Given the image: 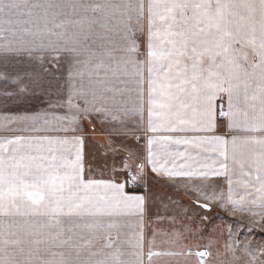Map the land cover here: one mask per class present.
<instances>
[{"label": "crops", "instance_id": "obj_1", "mask_svg": "<svg viewBox=\"0 0 264 264\" xmlns=\"http://www.w3.org/2000/svg\"><path fill=\"white\" fill-rule=\"evenodd\" d=\"M209 2L214 7L216 0ZM220 2L232 4L230 0H220ZM52 3L57 6L56 11L58 17L63 20V30H65L69 25L71 2L52 0ZM140 3L145 6L142 16L136 11L127 10L129 12L126 18L119 19L117 15L114 21L112 19V33L108 41L110 48H116L118 50L116 56L129 63L120 64L119 79L111 78L114 87L119 91L115 93L116 102L113 103L110 99L109 105H105L108 109L107 113L95 112L97 115L95 123L84 117L83 123L78 127L72 123L69 114L22 115L20 117H28V119L21 120L18 117L16 123L7 126V131L0 130V142L16 137L46 138L43 140L41 154L56 157L54 162L51 159L48 161L54 164V176L71 173L73 171L71 165L76 161L79 153L81 175L85 183L101 182L94 184L87 191L89 207L93 213H96L95 215L62 214L57 217L61 221L63 238L68 241L67 243L59 242L56 234L60 228L55 226L53 215L32 214V208L41 206L32 205L27 197L23 200L24 205L29 209L27 215L0 216V231L17 233L21 239L31 242L30 250L39 249V244L45 243L48 251L69 252L72 239L68 240V237L75 235L78 238L74 241L79 245L83 244L80 249L86 250L85 245L89 246L98 253L95 255L97 260L104 253L123 249L120 252L125 254L127 264H131L135 256L140 258V262L134 260V264H162V258L153 253L163 243L172 246L167 247L169 250L176 249L175 251L180 252L184 248L190 250L193 247V243L190 244L192 247H182L180 244L177 249L178 244L175 239L170 243L165 240L164 235L199 233L198 228L176 226L174 220L197 219L199 211L206 215L213 214L215 209L212 206L220 203L224 205L220 207L221 210H227L225 212L235 207L242 217L264 219V197L257 191L260 184L255 179V168L245 163V171L242 172L240 165L234 163L232 159L233 154L245 161L249 158L255 159L260 152V145L253 141L264 139V132L251 130L254 124L258 123L252 117L253 114H259L262 95L259 91L262 69L253 67L259 64V57L250 46H245L244 51L247 52L248 59L244 61L241 58L240 62L248 76L241 74L239 99L234 96L230 105L226 92L216 96L213 101L211 128L207 127L206 121L201 122L202 118L192 111L187 112V122L181 124L175 120L167 107H161L167 103V95L162 92V86L167 83L164 72L158 71L154 66L151 76L149 75L150 58L147 55L149 1H130L127 4ZM241 3L258 5L259 0H245L234 5ZM53 9L55 10V7ZM233 11L242 12L240 9ZM185 15L193 17L194 11L189 9ZM249 15L243 12V20L239 15L235 20L231 16L228 19L233 20V26L239 24L241 30L245 32H251L250 24L254 26L256 28L254 35L258 44L260 14L258 10L252 13V21L248 20ZM177 21V26L173 27L172 31H179L183 26L179 16ZM157 24L160 25L163 35L168 30V23L157 20ZM189 24L194 25L195 20H190ZM62 42L71 41L63 34ZM94 42L98 41L94 40ZM133 47L135 51H130ZM160 47L167 49L171 46L165 41ZM62 53V57H70V54ZM163 63L166 65L167 60ZM112 66L115 64L113 63ZM213 70L220 71L224 75L228 73L227 68ZM245 81L250 85L247 100L243 95ZM112 95L110 93V97ZM253 95L256 99H252ZM218 104H221L222 118L217 114ZM2 120L3 117L0 116V121ZM62 140H66L67 143H60L59 141ZM149 140L152 141L151 144ZM49 141L52 143L49 144ZM149 152L152 154V159L157 162L159 171H153L152 165L147 162ZM221 153H225L227 159ZM141 164L144 165L143 169L139 167ZM222 164H226L227 168L222 167ZM181 169L194 173L204 171L208 172L209 176L207 179H202L196 175L189 179L169 177L164 174L165 170ZM213 172L221 174L211 175ZM245 172L252 174L249 176ZM132 176L136 177L134 182ZM26 182L31 184L32 178H26ZM107 184H123V197L115 189L107 187ZM128 184L135 186L132 191L128 189ZM38 190L39 188H29V191ZM80 194L85 193L82 191ZM205 196L215 198L206 199ZM124 197H142V210L135 206L134 201H127ZM229 198L236 202L235 206L229 202ZM204 204L208 205V209L202 208ZM97 209H100L99 213L96 212ZM69 228H71L70 232ZM109 234L112 246L106 247L105 237ZM87 241L93 243L89 245Z\"/></svg>", "mask_w": 264, "mask_h": 264}, {"label": "snow or ice", "instance_id": "obj_2", "mask_svg": "<svg viewBox=\"0 0 264 264\" xmlns=\"http://www.w3.org/2000/svg\"><path fill=\"white\" fill-rule=\"evenodd\" d=\"M43 7L37 3H29V0H0V17L7 18L13 13H23L31 18L34 10ZM51 7V5H49ZM93 11L103 9L105 7H123L126 10L136 11L138 15L144 14V4L138 5L125 4L120 5H100L94 4L91 6ZM27 9V12L24 10ZM192 9L194 11L193 17H187L186 11ZM233 9H240L242 12L238 13ZM259 11L260 14V28H259V42L254 35L256 28L250 24L251 32L241 30V26L236 24L233 26V20L239 15L241 20L244 19L243 12L250 15L248 20L252 21V13ZM180 18L179 31H172L171 29L177 26V17ZM231 16L233 20H229ZM147 17L149 25V51L147 53L150 58L149 75L151 76L154 66L157 70L164 72V79L167 81L166 85L162 86V92L167 95V103L161 107H167L168 111L174 116L176 121L181 124L187 122V112L192 111L198 114L202 120L207 122V127L211 128L213 120V101L219 93L226 92L229 97L230 105L233 97L237 100L240 96V81L241 74L248 76L247 71L242 67L240 59L247 61L248 54L244 51L245 46H250L256 56L259 57V64L253 65L254 68L260 67L262 69L260 79L262 83L259 85L261 95V104L259 114H253V120L258 121L252 127V131L260 130L264 132V0H259V4L255 3H241L238 5L221 3L216 0L215 6L209 0H201L200 3H190L188 0H149L147 4ZM131 18V17H129ZM195 20L194 25H190V20ZM157 20L168 23V30L161 34L160 25ZM30 20H24V24H28ZM5 23H11L10 20L5 19ZM57 28L62 25H55ZM30 32L29 29H23ZM6 31L11 29L0 28V36H3ZM49 32L51 30H48ZM52 35H56L52 33ZM251 35V39L249 36ZM71 43L61 45L58 42L49 40L47 45L41 44L39 50H47L55 54V58H59L61 51L69 53L74 57L85 56L86 62L93 65V58L95 63L90 71V76H95L94 84L96 87L90 89L92 100L87 99V94L82 93L85 97V107L81 109L87 113L90 110L96 112H108L106 105L111 99L113 103L116 102L115 93L119 91L112 83L111 78L119 79V66L121 63L127 64L129 61L121 60L116 56L118 51L116 48H104L102 51H95L90 44L86 43L89 37L87 35L83 38L78 36H71L67 38ZM165 41L171 47L165 49L160 47ZM239 45V47H236ZM6 51L13 49L5 48ZM29 55L37 51L35 45H29L24 49ZM20 51V49H16ZM130 51H135L133 47ZM43 59V57H38ZM167 60L165 65L163 62ZM80 62L79 60L77 61ZM113 63L115 66H112ZM207 63V67L205 64ZM227 68V75L220 71L213 69ZM174 73V74H173ZM15 82V81H14ZM150 88L152 81H149ZM250 85L245 81L243 95L245 100L249 97ZM24 89H21L23 91ZM109 93L113 95L109 97ZM252 99H256L255 95ZM72 97H69L68 103L71 105ZM101 107H96L100 103ZM91 106V108L89 107ZM247 116V113H245ZM25 120L28 117H20ZM15 118H9L0 121V130L7 131L8 125L13 123ZM231 126V125H230ZM67 129H65L66 131ZM154 130V129H153ZM46 138H23L16 137L14 139H7L0 142V216L13 215H27L29 209L24 205L25 197L31 201L32 205H40L41 207L32 208V214L39 215H53L55 226L60 228L56 234L60 243H67L63 238V228L61 221L57 218L60 215L67 216H81L85 213L95 215L89 207V197L87 191L94 185L99 184V181H85L82 178L81 157L77 154L76 161L71 165L73 171L63 176L53 175L54 164L49 163L55 161L54 155L45 156L42 153L43 140ZM60 143H67L66 140L59 141ZM179 143V141H176ZM254 143L260 145V152L255 159L249 158L245 161L242 158L233 154V162L240 165L242 172L245 171V163L249 167L255 168V179L260 184L257 189L264 197V139L254 140ZM52 141H49L51 144ZM152 141L149 140V144ZM51 153V148H49ZM35 153V154H34ZM227 156L225 153H221ZM152 165L153 171H159L156 166V161L152 159V154L149 152L147 161ZM227 168L226 164L221 165ZM127 167V164L125 165ZM143 169L144 165H139ZM165 175L169 177H187L191 179L198 175L202 179H207L208 172L201 171L194 173L190 170L169 171L165 170ZM219 172H213L211 175H220ZM246 175L251 176L252 173L245 172ZM31 177L32 183L26 182V178ZM47 177V178H45ZM136 179L132 176V181ZM107 187L115 189L123 197L124 185L107 184ZM29 188H39L38 191H29ZM84 195H81V192ZM206 199L215 198L205 196ZM127 201H134L137 208L143 205L142 197H124ZM46 202V203H45ZM229 202L235 206L234 201ZM222 206H224L222 204ZM208 208L207 204L202 205ZM142 210V208H141ZM235 210V207H233ZM97 213L100 209L96 210ZM71 228H69V232ZM72 237L69 236L68 240ZM106 247L112 246V240L109 236L105 237ZM31 243L21 239L17 233L7 231H0V264H34L31 255L25 259H17L16 253L9 250V246H16L19 248L21 256H23L24 249L20 247L23 243ZM39 243V241H36ZM89 245L93 241H87ZM98 253H92L97 255ZM206 253H200L203 256ZM68 264V262H65ZM90 264H105V261L98 260L90 262Z\"/></svg>", "mask_w": 264, "mask_h": 264}, {"label": "rangeland", "instance_id": "obj_3", "mask_svg": "<svg viewBox=\"0 0 264 264\" xmlns=\"http://www.w3.org/2000/svg\"><path fill=\"white\" fill-rule=\"evenodd\" d=\"M130 1L149 0H70L69 25L65 30H63L62 18L58 17L57 6L52 0H29V3L43 5L34 10L31 18L23 13H13L7 18L0 17V28L11 29L0 36V116L3 120L15 118L14 122L9 124L13 125L22 115L55 113L69 114L72 123L77 127L83 123L84 117L95 123L96 111L90 110L87 113L81 111L85 107V97L82 93H86L87 99L91 101L93 97L90 89L96 87L94 84L96 77L89 75L95 59L93 58V65H90L83 55L78 58L71 54L70 57H62L63 51L59 54L61 57L56 59L54 53L39 50V46L47 45L49 40L63 45L64 34L67 38L78 36L81 39L87 35L89 39L86 43L95 51L110 48L108 41L112 33V19L114 21L117 15L119 19L126 18L129 11L123 7H105L93 11L91 6L94 4L123 6ZM230 1L234 4L245 0ZM188 2L200 3L201 0H188ZM24 12H27V9ZM5 19L10 20L11 23H5ZM24 20L30 22L24 24ZM58 23L62 27L57 28L55 25ZM25 28L32 34L24 31ZM30 44L38 49L31 55L24 50ZM5 48L13 50L6 51ZM41 56L43 59L38 58ZM108 95L110 97V93ZM70 96L71 105L68 103ZM101 104L102 102L95 106L101 107ZM106 105H109V101ZM218 106L221 107V104ZM127 187L132 191L135 186L128 184ZM221 206L222 203L212 206L215 209L214 215H206L199 211L197 219L174 220L176 226L198 228V234L164 235L165 240L170 243L175 239L178 244L177 249L180 244L182 247H192L190 245L192 243L193 249L184 248L181 252L175 251L176 249L169 250L167 247L171 245L163 243L158 250H154L153 254L162 258V264H264V219L242 217L240 212L232 209L225 212L227 210H221ZM71 237V249L65 253L48 251L45 243H40L39 249L34 250H30L29 243L21 244L20 247L24 249L23 256L16 246H9V250L16 253L17 259H25L31 255L34 264H65V262L90 264L98 261L95 255H92L95 253L94 250L87 245H85L86 250L80 249L83 244L79 245L74 241L78 236ZM121 250L104 253V257L99 256L98 259L105 261V264H127V258L120 252ZM200 253L206 254L201 256ZM134 260L140 262V258L135 256L131 264H134Z\"/></svg>", "mask_w": 264, "mask_h": 264}, {"label": "built area", "instance_id": "obj_4", "mask_svg": "<svg viewBox=\"0 0 264 264\" xmlns=\"http://www.w3.org/2000/svg\"><path fill=\"white\" fill-rule=\"evenodd\" d=\"M219 107V109H218V115H219V117H221L222 118V116H223V112H222V109H221V107L220 106H218ZM131 188H133V186H130Z\"/></svg>", "mask_w": 264, "mask_h": 264}, {"label": "water", "instance_id": "obj_5", "mask_svg": "<svg viewBox=\"0 0 264 264\" xmlns=\"http://www.w3.org/2000/svg\"><path fill=\"white\" fill-rule=\"evenodd\" d=\"M202 208H204V207H202ZM206 209H208V208H206Z\"/></svg>", "mask_w": 264, "mask_h": 264}]
</instances>
